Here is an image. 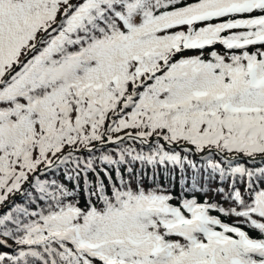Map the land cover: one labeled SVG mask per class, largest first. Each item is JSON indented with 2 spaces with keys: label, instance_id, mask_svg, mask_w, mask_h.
Returning a JSON list of instances; mask_svg holds the SVG:
<instances>
[{
  "label": "snow or ice",
  "instance_id": "obj_1",
  "mask_svg": "<svg viewBox=\"0 0 264 264\" xmlns=\"http://www.w3.org/2000/svg\"><path fill=\"white\" fill-rule=\"evenodd\" d=\"M0 264H264V0H0Z\"/></svg>",
  "mask_w": 264,
  "mask_h": 264
},
{
  "label": "trees",
  "instance_id": "obj_2",
  "mask_svg": "<svg viewBox=\"0 0 264 264\" xmlns=\"http://www.w3.org/2000/svg\"><path fill=\"white\" fill-rule=\"evenodd\" d=\"M254 234V233H253Z\"/></svg>",
  "mask_w": 264,
  "mask_h": 264
}]
</instances>
